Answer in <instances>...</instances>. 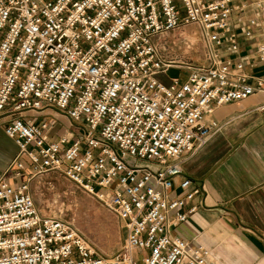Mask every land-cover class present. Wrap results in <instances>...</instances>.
<instances>
[{
  "label": "built area",
  "instance_id": "2783aa9c",
  "mask_svg": "<svg viewBox=\"0 0 264 264\" xmlns=\"http://www.w3.org/2000/svg\"><path fill=\"white\" fill-rule=\"evenodd\" d=\"M240 10L232 0H0V116L19 147L0 178V264H208L206 249L172 235L204 191L187 178L184 195L172 191L182 156L218 129L206 119L264 92V75H245L237 59L239 30L254 40L249 26L260 28L234 18ZM187 28L200 65L181 60L185 42L170 36ZM256 52L264 65V34ZM170 70L186 76L166 86L158 77ZM51 110L82 138L48 142L56 122L24 116ZM49 172L116 216L120 252L103 258L70 223L40 213L29 185Z\"/></svg>",
  "mask_w": 264,
  "mask_h": 264
},
{
  "label": "crops",
  "instance_id": "0c3cea01",
  "mask_svg": "<svg viewBox=\"0 0 264 264\" xmlns=\"http://www.w3.org/2000/svg\"><path fill=\"white\" fill-rule=\"evenodd\" d=\"M232 3L241 9L234 18L244 16L260 25L258 29L249 26L254 40L245 37L246 28L239 30L237 59L244 60L241 72L249 77L264 75L256 52L264 34V0ZM51 112L37 113L33 118L36 122L44 117L56 122L48 142H58L65 136L72 141L82 138L76 125ZM211 122L217 123L218 129L204 146L182 156V175L175 179L172 191L173 197L184 195L180 183L190 179L204 191L203 206L173 229L172 235L206 249L208 264H264V92L218 108L205 124Z\"/></svg>",
  "mask_w": 264,
  "mask_h": 264
},
{
  "label": "rangeland",
  "instance_id": "374dc122",
  "mask_svg": "<svg viewBox=\"0 0 264 264\" xmlns=\"http://www.w3.org/2000/svg\"><path fill=\"white\" fill-rule=\"evenodd\" d=\"M197 34L193 29L187 28L170 34V36L185 42L177 53L181 60L200 65L203 63V47ZM171 37L169 42H172ZM185 76L186 74L182 71L170 70L167 74L160 75L158 80L169 86L172 79ZM35 114L32 113L30 118H34ZM41 119H38L37 122H40ZM6 121L4 116H0L2 125L0 126V178L14 162L19 152L17 144L9 139L4 132ZM61 122L65 124L68 120ZM28 172H30V168H28ZM26 179L27 176L23 177V180ZM29 189L35 205L42 215L60 218L70 223L99 256L111 258L122 250L125 233L122 230L121 222L98 200L86 194L62 174L49 172L42 176H36L31 180Z\"/></svg>",
  "mask_w": 264,
  "mask_h": 264
}]
</instances>
